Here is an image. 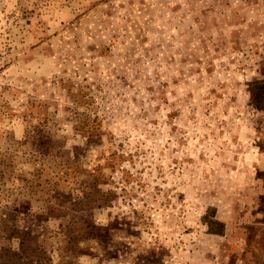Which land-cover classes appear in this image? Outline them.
Segmentation results:
<instances>
[{
  "label": "rangeland",
  "instance_id": "1",
  "mask_svg": "<svg viewBox=\"0 0 264 264\" xmlns=\"http://www.w3.org/2000/svg\"><path fill=\"white\" fill-rule=\"evenodd\" d=\"M12 229L16 263L264 264V0H0V264Z\"/></svg>",
  "mask_w": 264,
  "mask_h": 264
},
{
  "label": "trees",
  "instance_id": "2",
  "mask_svg": "<svg viewBox=\"0 0 264 264\" xmlns=\"http://www.w3.org/2000/svg\"><path fill=\"white\" fill-rule=\"evenodd\" d=\"M251 99L254 101V102H252L253 105H256L255 104L256 102H259V99H256V96L253 92L251 95ZM98 136H99V134L97 133V130L95 127L91 126L88 123H84L83 129H82V137L87 138L90 141L89 143H93V142L97 141L96 139L99 138ZM99 171H101L100 168L93 170V173H90L89 178H91L92 180L94 179V180L98 181V179L101 178V175H100V173H98V175H95V173L99 172ZM61 172L62 173H58L59 175L62 174L61 175L62 177H60V182L66 181L68 178V171L65 170V171H61ZM92 184L88 186L89 189H92V187L94 186ZM109 194H112V192L109 191ZM52 200H55V201L60 200V196L52 197ZM62 204H63V202L61 201V203L59 205L63 206ZM16 221L17 220L14 218L13 222L16 223ZM204 221H205V224L209 227V232L211 234L220 235V236L224 235V229H225L224 223L214 219V217L211 215H206L204 217ZM92 227L96 228V226H92ZM12 230L16 233L12 234L10 238L19 240L20 245H19V249L17 251H13L12 249L8 250L9 264H28V263H22V261H18V263H16V259L19 258V259L27 260L28 258L31 257V255L36 256L39 249L32 248L31 246L28 247V244L29 243L35 244L37 239H36V237H32L31 234H28L27 232H25L23 230L22 231L17 230V229H12ZM90 236H93V234Z\"/></svg>",
  "mask_w": 264,
  "mask_h": 264
}]
</instances>
